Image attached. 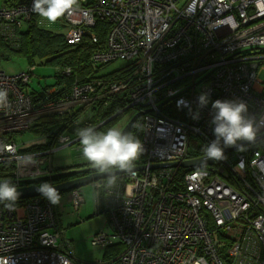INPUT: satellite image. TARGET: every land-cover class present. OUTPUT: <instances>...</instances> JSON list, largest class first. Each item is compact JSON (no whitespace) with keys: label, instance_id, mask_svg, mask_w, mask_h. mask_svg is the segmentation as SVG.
Segmentation results:
<instances>
[{"label":"built area","instance_id":"1","mask_svg":"<svg viewBox=\"0 0 264 264\" xmlns=\"http://www.w3.org/2000/svg\"><path fill=\"white\" fill-rule=\"evenodd\" d=\"M33 3L1 4L0 29L27 26L36 14ZM228 18L230 25L217 26ZM99 20L111 27L107 48L93 53L97 63L138 57L137 82L128 89L126 107L143 115L145 149L144 161L134 166L143 168L117 175L112 189L106 187L107 179L93 183L96 201L103 200L108 217L94 243H126L108 264H264L260 149L246 144L243 153L225 149L227 159L220 162L153 167L204 157L203 148L215 139L211 104L217 99L245 102L248 114L261 121L258 135L264 132V80L258 74L264 71V14L255 0H79L75 11L62 17L66 41L76 44L90 36L98 42L93 28ZM156 62L161 71L156 72ZM1 64L0 57V88L8 92V106L0 108V164L14 165L12 180L18 189L57 174L50 153L79 137L61 133L56 149L22 153L10 133L28 129L41 115L65 114L127 87L98 77L75 83L67 97L55 96L51 88L35 102L23 88L30 80L28 70L9 75ZM203 93L209 104L201 107L198 97ZM169 108L177 116L165 111ZM192 146L198 155L189 154ZM241 160L243 169L237 168ZM201 165L207 175L189 179ZM81 192L75 188L66 195L75 209L83 202ZM56 206L43 195L24 198L12 210L0 203V264H104L78 261L66 249L57 230ZM209 217L230 239L231 261L218 253Z\"/></svg>","mask_w":264,"mask_h":264},{"label":"trees","instance_id":"2","mask_svg":"<svg viewBox=\"0 0 264 264\" xmlns=\"http://www.w3.org/2000/svg\"><path fill=\"white\" fill-rule=\"evenodd\" d=\"M0 2L3 4L4 2H10V0H0ZM25 24H27V26L23 28L14 26L11 30L8 24L4 30L2 28L0 29L5 31V34L0 31V57L2 62L4 59L9 60L12 56L18 55L23 57V59L27 62L30 80L26 85H23V88L27 93L32 95L35 102L44 99L47 96L48 90L51 88L54 89L55 96L67 97L70 95L72 86L75 83L82 84L87 81H92L98 77L106 78L105 81L107 84L116 83L117 85H121L122 83H125L127 87L121 89L120 92L114 96L98 98L89 105H77L72 109L71 112L67 111L65 114L51 113L39 116L35 123L28 128V130H32L40 135H45L47 140L43 143L18 144L16 135L22 133L24 130H20L16 133H10L11 140L17 142L19 145L20 152L37 153L40 151L56 149L61 145L59 144L58 140H56V136L58 134L74 133L75 136H77V130L84 127L91 126L97 131H107L109 128L115 126L119 121H121L123 116L130 112L131 108L124 112L120 111L126 109V106L129 103L128 89L132 88L137 82L135 80L136 76L134 73L137 69L135 62L138 57L135 58V61L116 58L109 61L108 63H97L93 58V53L97 49L101 50L107 48L108 30L111 27L110 22L99 20L96 24V27L93 28V31L96 33L99 39L98 42H94L90 36H85L81 42L76 44L68 43L65 38V33L54 31V27H56L55 23L49 24L47 20L38 16L37 14H35L34 17ZM63 27H66L64 23ZM36 59H39V63H36ZM118 60L124 61V64L116 70L104 73L102 72V69L105 66ZM37 64L49 66L54 70L53 73L45 76L51 77L53 79L50 84H42L41 79H38L37 86L35 80H32V75L35 68L37 67ZM162 69L163 67L156 62V72L161 71ZM190 80L191 78L188 77L181 82L183 84H188ZM165 111L171 116H177V111L174 108L165 109ZM119 112L120 114L116 115L115 118L105 122L108 118ZM142 123V113L135 110L133 112L132 118H130L128 122L122 127V129L120 128V130L126 133H131L142 140ZM255 143L256 148L260 149L264 153V139L258 140ZM191 148L192 149L190 150L189 154L191 156L198 155L197 151L194 150L195 146H192ZM78 149L81 150L82 147H78ZM54 152L55 151L50 153L52 158L54 157ZM143 161L144 157L141 155L135 162V165H139ZM13 166L14 165L12 163H7L4 165L0 164V181L7 179L13 182ZM94 171L96 170L88 162L77 164L75 166L66 165L58 168L57 174L44 178L40 181L37 180V182L38 186L44 182L54 185L56 183H61ZM101 179L105 180L107 177L99 178L87 185H90L93 188V183ZM69 191L62 192L61 196L62 194H67ZM81 193L83 194V191ZM22 200L24 199H18L17 202H21ZM102 201L103 200L99 199L95 202L98 206V209L100 206H104ZM94 215L96 214L93 213L88 217H85V219ZM77 222L79 223L80 221ZM207 223L209 229L213 232V234H215L214 239L218 242V253L224 260L231 261L233 258V251L231 249L230 239L225 235V233L219 230L212 218L209 217ZM105 228H107V222ZM57 230H60L61 232L62 244L66 246V249L69 252L71 251V254H73L71 241L63 232L61 221L58 224ZM92 243L96 246L98 245L94 243L93 237ZM99 246L103 248V260L100 261H102L104 264H108L110 261L114 260L116 256L121 254L126 249V243L122 239H119L111 244Z\"/></svg>","mask_w":264,"mask_h":264},{"label":"clouds","instance_id":"3","mask_svg":"<svg viewBox=\"0 0 264 264\" xmlns=\"http://www.w3.org/2000/svg\"><path fill=\"white\" fill-rule=\"evenodd\" d=\"M79 0H34L32 11L49 23H56L66 14H71L78 6ZM256 8L264 14V0H255ZM231 18L219 22V25H230ZM201 107L209 104V95L203 93L198 97ZM8 106V92L0 88V108ZM215 139L203 148L205 163L220 162L227 159L225 149L236 148L242 151L245 144L256 141L260 132L261 121L257 116L248 114V105L243 101L217 99L211 104ZM196 118V117H194ZM82 156L98 173L106 174V187L112 189L117 184V170L132 171L135 162L145 151L142 141L131 133H126L118 127L107 131H97L94 127H84L77 130ZM30 159V158H29ZM237 168H244L241 160ZM120 175V174H119ZM207 175L206 168L201 165L188 177L192 180L202 179ZM37 191L53 205L61 202V194L53 184L44 182ZM20 192L17 185L10 180L0 181V203L9 210L14 208Z\"/></svg>","mask_w":264,"mask_h":264},{"label":"rangeland","instance_id":"4","mask_svg":"<svg viewBox=\"0 0 264 264\" xmlns=\"http://www.w3.org/2000/svg\"><path fill=\"white\" fill-rule=\"evenodd\" d=\"M0 5H1V2H0ZM55 24H56V27H54L55 29L54 31L61 32V33L66 32V27H63L62 18L57 20ZM0 45H1V41H0ZM38 60L39 59H36V63L37 62L39 63ZM123 64H124V61L122 60L112 62L108 64L107 66H105L102 69V72L104 73V72H110V71L116 70ZM1 67L9 75H14L21 71L29 69L27 62L23 59V57L18 56V55L12 56L11 59L9 60H5V59L2 60ZM53 72L54 70L51 69L49 66L37 64V67L35 68L34 73L32 75V80H35V83L37 84V86H38V79H41L42 84L44 83L50 84L53 81V79L51 77H45V76ZM258 74H259V77L264 80V71H259ZM133 112H134V109H131L129 113H127L125 116L122 117V120L119 121L115 125V127L122 129V127L128 122V120L132 118ZM16 132L18 131H15V133ZM16 136H17L16 140L18 141V144L43 143L47 140V137L45 135L37 134L34 131L28 130V129H25L22 133H19ZM72 136H75V134L73 133ZM255 144L256 143L254 142L252 145L253 148H256ZM244 150L245 149L239 152L243 153ZM78 153H82V149L81 150L78 149L77 143L72 144L70 146H66V147L61 146L54 152V159L57 162L66 164L68 162H71L72 161L71 159L75 158L76 154ZM65 158H67L69 161L65 160ZM81 189L83 190V194H82L83 202L79 210H74L75 208H74L73 203L66 201L67 194H62L61 196L63 201H66L64 203L65 208L63 211L64 220H63L62 229L65 235H67L71 241V247H72L74 257L78 261H81L84 263H95L99 260H103V248L100 247L99 245L97 246L94 245L92 243V237L94 238L96 234L105 230L104 226H106L108 217L104 210L105 203L102 201L104 206H100L99 209L97 208L98 207L97 204L94 203L93 201L94 198L91 193V189L93 190V193H94V189L92 188V186L87 185V186L82 187ZM94 196H95V202H96V197H97L96 193H94ZM96 209H97V212H96ZM72 211H75V213L79 217H81V219L77 220L80 222L76 225H71V223L73 222V219L66 217V213L72 212ZM92 213H95L96 215L85 219L86 216ZM70 230L72 231L71 232L72 236L69 234Z\"/></svg>","mask_w":264,"mask_h":264},{"label":"water","instance_id":"5","mask_svg":"<svg viewBox=\"0 0 264 264\" xmlns=\"http://www.w3.org/2000/svg\"><path fill=\"white\" fill-rule=\"evenodd\" d=\"M130 107L131 106H128V107H126V109H124L120 112H124V111L128 110ZM120 112L116 113L114 116L108 118L105 122H108L110 119L115 118V116L120 114ZM263 138H264V132L257 136L256 141L261 140ZM77 140L79 141V138ZM77 140L73 141L72 144H75ZM232 149H235V148L234 147L228 148L227 151L232 150ZM212 162L213 161L210 160L206 163H212ZM200 164H205V158L204 157L190 159V160H186V161H182V162L155 164V165H153V167L154 168H160V167H170V166H179V165H181V166H195V165H200ZM134 168H143V166H138V167H134ZM124 172H127V171L126 170H117L116 175L122 174ZM105 177H107L106 174H101V173L94 171V172L87 173L83 176H79V177L58 183V184H54L53 186H55L58 189V191L60 193H62V192L69 191V190H72L75 188H80V187L85 186V185H87V184H89V183H91V182H93L99 178H105ZM38 187H39L38 184L34 183L30 186L19 188L18 189V191L20 192L19 199H24V198H29L32 196L42 195L41 193H39L37 191Z\"/></svg>","mask_w":264,"mask_h":264},{"label":"crops","instance_id":"6","mask_svg":"<svg viewBox=\"0 0 264 264\" xmlns=\"http://www.w3.org/2000/svg\"><path fill=\"white\" fill-rule=\"evenodd\" d=\"M65 160H67V161H69L67 158H65ZM72 161L71 162H68V163H66V164H64V163H60V162H57L55 159H54V157H53V161L55 162V164H56V167H58V168H60V167H63V166H66V165H77V164H83V163H85V162H87L85 159H83V156H82V153H78V154H76V156H75V158H73V159H71ZM83 191V190H82ZM91 193H92V195H93V198H94V203H95V196H94V193H93V190L91 189ZM66 201H68V199H67V196H66ZM66 201H63V199H61V202L57 205V209H58V213H59V220L61 221V226L63 225V211H64V208H65V202ZM81 206V205H80ZM80 206H79V208H80ZM79 208H77V209H74V210H79ZM97 210V209H96ZM93 214V213H92ZM91 215V214H90ZM89 216V215H88ZM88 216H86V217H88ZM66 217H68V218H70V219H73V222L71 223V225H76V224H78V222H77V220L78 219H81V217H79L76 213H75V211H72V212H67L66 213ZM106 226H104V228H105ZM72 231L70 230L69 231V234L72 236V233H71ZM67 236V235H66ZM68 237V236H67ZM69 238V237H68Z\"/></svg>","mask_w":264,"mask_h":264},{"label":"flooded vegetation","instance_id":"7","mask_svg":"<svg viewBox=\"0 0 264 264\" xmlns=\"http://www.w3.org/2000/svg\"><path fill=\"white\" fill-rule=\"evenodd\" d=\"M56 184H58V183H56Z\"/></svg>","mask_w":264,"mask_h":264}]
</instances>
